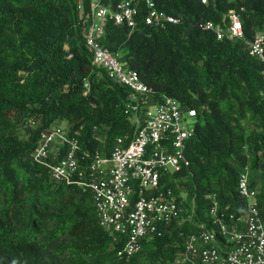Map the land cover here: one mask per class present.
Here are the masks:
<instances>
[{
  "label": "trees",
  "instance_id": "obj_1",
  "mask_svg": "<svg viewBox=\"0 0 264 264\" xmlns=\"http://www.w3.org/2000/svg\"><path fill=\"white\" fill-rule=\"evenodd\" d=\"M122 1L104 4L115 10ZM132 1L140 6L137 27L110 19L102 42L125 53L156 98L171 95L197 109L191 164L177 174L188 198L196 197V219H207L212 191L223 208L244 205L237 184L248 166L257 174L252 184L264 218V63L244 39L219 40L199 27L235 8L253 39L264 30V0H155L187 15L166 30L144 22L145 0ZM85 28L77 0H0V264H107L121 247L100 225L90 192L53 181L47 167L29 159L58 119L84 126L81 144L90 152L101 145L96 125L108 131L106 151L135 133L129 88L94 64ZM191 231L189 221H174L118 264H178Z\"/></svg>",
  "mask_w": 264,
  "mask_h": 264
},
{
  "label": "built area",
  "instance_id": "obj_2",
  "mask_svg": "<svg viewBox=\"0 0 264 264\" xmlns=\"http://www.w3.org/2000/svg\"><path fill=\"white\" fill-rule=\"evenodd\" d=\"M77 2L94 64L129 88L127 111L133 113L136 130L132 136H119L106 151L108 131L96 125L93 136L101 145L90 152L82 148L83 125H70L68 130L50 126L29 159L47 167L53 181L76 185L82 192L92 194L100 225L113 235L115 244H121L114 254L118 260L141 251L147 240L161 235L174 221L180 225L189 221L193 231L184 238L177 255L178 264H264L260 190L252 184L249 166L237 184V192L245 200L243 206L234 210L223 208L212 191L207 195V219H196L195 196L187 217L183 218L186 201L179 185L184 180L177 174L191 164L187 149L196 132L198 111L171 95L156 98L154 88L143 80L140 72L125 65L122 53L114 52L102 42L105 24L110 19L132 30L137 27L138 1L123 0L115 10L105 5L104 0H91L89 10L85 0ZM202 2L207 4L209 0ZM145 3L143 20L153 27L166 30L172 24H183L187 18L184 13L172 14L161 9L155 0ZM199 27L213 32L219 40L244 39L250 53L264 63V30L248 39L239 10L230 9L221 21L200 20Z\"/></svg>",
  "mask_w": 264,
  "mask_h": 264
},
{
  "label": "rangeland",
  "instance_id": "obj_3",
  "mask_svg": "<svg viewBox=\"0 0 264 264\" xmlns=\"http://www.w3.org/2000/svg\"><path fill=\"white\" fill-rule=\"evenodd\" d=\"M125 53L124 52H122V56L124 57V59H125V55H124ZM125 65H130L129 64V62H128V60H126L125 59ZM152 109L154 110L155 109V105L154 106H152ZM196 119V118H195ZM195 119H192V120H195ZM70 123L68 122V120H66V119H58V120H56L52 125H51V127H60V128H62L63 130H68L69 129V127H70ZM253 177L255 178V177H257V174L253 171ZM179 188H181V189H183L184 191H182L181 193H182V197H183V199L186 201V209H185V215H184V217L183 218H186L187 217V210H188V203H191V200L188 198V192H187V186L186 185H182V184H180L179 185ZM182 218V219H183ZM118 262H119V260L117 259V258H115L114 256H112L110 259H109V261H108V263L107 264H118Z\"/></svg>",
  "mask_w": 264,
  "mask_h": 264
},
{
  "label": "crops",
  "instance_id": "obj_4",
  "mask_svg": "<svg viewBox=\"0 0 264 264\" xmlns=\"http://www.w3.org/2000/svg\"><path fill=\"white\" fill-rule=\"evenodd\" d=\"M251 171H252V175H253V171H254V170H251Z\"/></svg>",
  "mask_w": 264,
  "mask_h": 264
}]
</instances>
